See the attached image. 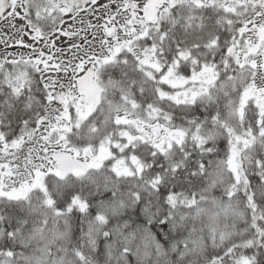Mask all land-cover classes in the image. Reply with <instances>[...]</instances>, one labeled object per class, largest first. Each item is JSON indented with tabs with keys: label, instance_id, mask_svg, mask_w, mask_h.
<instances>
[{
	"label": "snow or ice",
	"instance_id": "6c2138e0",
	"mask_svg": "<svg viewBox=\"0 0 264 264\" xmlns=\"http://www.w3.org/2000/svg\"><path fill=\"white\" fill-rule=\"evenodd\" d=\"M2 21L0 264H264V0Z\"/></svg>",
	"mask_w": 264,
	"mask_h": 264
},
{
	"label": "rangeland",
	"instance_id": "374dc122",
	"mask_svg": "<svg viewBox=\"0 0 264 264\" xmlns=\"http://www.w3.org/2000/svg\"><path fill=\"white\" fill-rule=\"evenodd\" d=\"M105 2H106V0H99V3H101V4H103ZM15 23L17 25H21L24 22L21 21V20H16ZM5 32H8L9 34H14L15 33V29H12V28H10L8 26V21H2L0 23V36H3ZM15 38H16L15 35H12V40H14ZM12 40H10L9 42L11 43ZM24 40H25V42L31 43V41L29 40V38L27 36L24 37ZM60 43L66 44L67 41L62 38V40L60 41ZM18 50L19 51H23L22 49H13V48H9L8 49V51H13V52L14 51H18ZM2 51H4V45L3 44H0V52H2Z\"/></svg>",
	"mask_w": 264,
	"mask_h": 264
},
{
	"label": "trees",
	"instance_id": "16d2710c",
	"mask_svg": "<svg viewBox=\"0 0 264 264\" xmlns=\"http://www.w3.org/2000/svg\"><path fill=\"white\" fill-rule=\"evenodd\" d=\"M153 231L157 232V238L161 239V241L163 242V238H162V236L159 235L158 230L157 229H153ZM133 264H135V260H133Z\"/></svg>",
	"mask_w": 264,
	"mask_h": 264
},
{
	"label": "flooded vegetation",
	"instance_id": "af4514ba",
	"mask_svg": "<svg viewBox=\"0 0 264 264\" xmlns=\"http://www.w3.org/2000/svg\"><path fill=\"white\" fill-rule=\"evenodd\" d=\"M1 23V22H0Z\"/></svg>",
	"mask_w": 264,
	"mask_h": 264
}]
</instances>
